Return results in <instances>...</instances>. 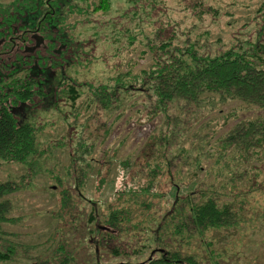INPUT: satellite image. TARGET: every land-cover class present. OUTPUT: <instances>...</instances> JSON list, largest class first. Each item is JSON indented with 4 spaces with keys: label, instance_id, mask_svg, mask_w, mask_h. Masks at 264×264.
<instances>
[{
    "label": "rangeland",
    "instance_id": "rangeland-1",
    "mask_svg": "<svg viewBox=\"0 0 264 264\" xmlns=\"http://www.w3.org/2000/svg\"><path fill=\"white\" fill-rule=\"evenodd\" d=\"M263 2L158 0L125 25L128 32L116 33L113 44L98 45L97 59L75 68L85 83L75 106L62 98L52 101L51 78L50 97L40 105H15L19 120L36 126L38 152L29 163L0 160V181L21 185L1 198L10 199L11 210L0 232V250L10 256L0 257V264H58L66 255L69 264L138 263L161 255L149 241L160 224L166 250L192 253L201 264H264V147L247 150L223 140L239 120L258 117L264 108L241 99L221 101L209 92L199 105L186 108L174 100L169 116H152L144 94L136 92L103 112L106 123L98 129L89 118L97 104L88 85L106 80L110 70L149 69L158 60V44L170 36L175 45L196 42L200 53L212 56L245 40L264 41L258 30L264 25V13L258 12ZM81 136L93 143L83 184L73 160ZM199 189L205 196L219 194L221 203L240 205L242 221L190 238L172 232L169 213ZM122 190L119 203L131 196L132 214L129 229L119 232L106 218Z\"/></svg>",
    "mask_w": 264,
    "mask_h": 264
},
{
    "label": "trees",
    "instance_id": "trees-1",
    "mask_svg": "<svg viewBox=\"0 0 264 264\" xmlns=\"http://www.w3.org/2000/svg\"><path fill=\"white\" fill-rule=\"evenodd\" d=\"M157 1L0 0V160L29 163L38 152L36 126L21 122L13 107L20 102L38 106L49 98L50 78L56 81L51 84L55 90L52 101L58 103L62 98L75 106L82 94L79 87L85 84L73 74L75 68H84L88 66L87 60L97 59L98 45L113 44L118 39L116 33L128 32L129 26L125 25L137 21V16L148 11L149 6L154 9ZM39 10L41 13H36ZM258 12L264 13V2ZM30 16L34 18L32 24L28 21ZM258 30L264 32V25ZM176 45L172 36L162 39L155 50L158 60L149 69L139 73L110 70L103 82L88 83L91 100L97 104V110L89 117L97 124L96 128L106 123L102 120L103 112L115 107L125 95L136 92L144 94L145 107L152 116L161 111L169 116L174 100L183 102L186 108L199 105L209 92L218 95L221 101L241 99L264 108V41L245 40L214 56L200 53L196 42L186 47ZM166 122L170 123L169 119ZM86 139L81 136L73 155L80 184L90 169L88 155L93 147ZM223 140L247 150L264 147V113L239 120ZM20 187L16 180L0 181V199ZM123 190L106 218L109 227L119 232L129 229L132 214L131 196L119 203ZM241 208L232 201L221 203L217 193L205 196L202 189L192 191L169 213L172 232L190 238L209 228L235 225L243 219ZM10 210V199H1L0 232ZM163 227L160 224L149 240L159 245L161 255L123 264H201L192 253L166 250ZM115 252L118 253L117 248ZM8 256V252L0 250L1 258ZM58 264H69V257H62Z\"/></svg>",
    "mask_w": 264,
    "mask_h": 264
}]
</instances>
